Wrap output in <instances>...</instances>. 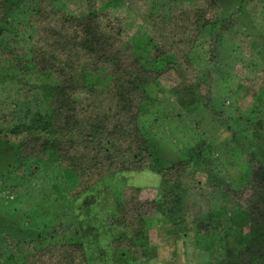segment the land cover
Returning a JSON list of instances; mask_svg holds the SVG:
<instances>
[{
    "label": "trees",
    "instance_id": "trees-1",
    "mask_svg": "<svg viewBox=\"0 0 264 264\" xmlns=\"http://www.w3.org/2000/svg\"><path fill=\"white\" fill-rule=\"evenodd\" d=\"M263 3L241 0L219 24L216 0H0V86H16L13 104L0 107V151L13 160L0 190L9 172L25 174L47 160L75 179L71 189L59 187L61 214L72 225L15 235L0 223V264H180L188 236L193 264H264V69L249 63L258 49L244 33ZM239 14L249 22L236 29L247 35L233 54L241 60L224 70L237 90L232 118L213 93L211 65ZM205 39L203 75L192 56ZM162 82L176 108L200 106L225 122L235 141L229 154L246 146L244 178L217 173L202 136L188 148L177 144L183 159L160 163L152 138L173 144L175 133L154 130L155 116H146L160 108L149 87ZM239 101H247L243 113ZM13 107L24 110L22 119L7 120ZM143 173L159 183L114 187L121 175ZM159 246L170 249L163 260Z\"/></svg>",
    "mask_w": 264,
    "mask_h": 264
},
{
    "label": "rangeland",
    "instance_id": "rangeland-1",
    "mask_svg": "<svg viewBox=\"0 0 264 264\" xmlns=\"http://www.w3.org/2000/svg\"><path fill=\"white\" fill-rule=\"evenodd\" d=\"M216 2L218 3L220 10L224 12H222L223 14L219 17V24H221L223 21L225 23L228 22V15L226 13L238 7L241 0H216ZM261 6L262 4L259 7ZM233 24L235 29H232L231 25L229 30L223 35L218 43L211 69L213 70V93L215 94V97L222 99L221 104L224 106V109H222L224 112L223 117H226L227 113L230 112L232 118H235L238 113L236 112L235 102L232 101V98L233 96L237 97V90L234 89L233 77L227 76V72L224 70L232 73L237 60H241V58H239L240 56L238 57V54L237 57L233 54L235 53L236 46H239V43H244L246 41L247 35L244 33L252 36L250 37L252 44L254 42L257 43L258 52L257 50L252 52L251 48L252 54L250 55L249 63H251L252 67H255V72L264 69V10L260 9L257 16L252 17V30L248 29L244 31V33H237L236 29H239V27H248L249 25L248 20L244 19V15L242 14L238 15V20ZM241 34H243V37L240 36ZM207 41L208 39H205L204 48L195 51L192 56L193 62L197 64L203 75H206V70L209 69H204L206 65L204 60L207 58ZM230 53H232V55H230ZM229 56H231L230 59ZM260 60L263 61L261 62ZM166 85L165 82H162V84L149 87V92L153 96H156L160 102V108L159 106L152 107L151 109L149 108L150 114H147L146 116L148 121H151L155 116L154 120L156 119L157 122L153 124L154 130H158L159 132L162 126L165 125V130L169 128L170 132L175 133L174 135L171 134L173 137V144L171 141L170 143L167 141L164 143L162 140H159L163 137L161 135L158 136V134H155L157 136L152 138L157 154H161L160 163L163 165H169L175 160L183 159L184 153L176 150L177 144L188 148L196 141L198 142L202 136L213 149V155L216 157L215 163L217 173L221 171L222 175L231 178L233 177L232 179L236 181L244 178V164L241 162L242 159H245V157L248 156V149L246 150V146L240 151L232 150L233 153L229 154L228 151L235 146V141L232 140L233 133L228 132L227 127L224 126L225 122L222 119L215 122L213 119L214 116L212 115L213 113L203 110L200 106L193 107L190 111H182L176 108L175 105H173L172 99H168V89ZM3 86H6L7 89L3 92V89L5 88L0 86V107H3L5 104L3 100H8V103L13 104L11 101H13L14 93L11 91L16 87L10 82L6 85L3 84ZM160 88L164 90V93L159 92ZM227 97L229 98L227 99ZM9 98H12V100L9 101ZM165 100H167V102ZM20 105L21 104H19V106ZM236 105L240 107L239 110L243 113L244 110H246L247 101H239ZM1 109L2 108H0V110ZM11 109L13 110L6 112L7 120L12 119V117L15 121L22 119L21 113L24 112L23 109L14 107ZM212 109L214 110L215 107ZM13 111H16L17 114H12ZM163 114L171 116L170 120L168 119L163 122L161 119ZM238 130L239 128L237 127L233 128L234 132H237ZM167 134H169V132H167ZM240 137L243 140L244 137ZM235 138L237 139V137ZM179 142H182V144ZM232 158L234 163L229 165ZM0 160L2 161V163L0 162V174L2 173L1 175H3L8 173L7 168H11L10 164L13 160L10 152H2L1 150ZM34 169H28L25 174L20 173L18 175H16L15 171H11V173L9 172L8 174L10 175L8 177L10 180L7 181V183L2 182V189L0 190V223L9 225V231L15 232V235L16 233L17 235L22 233H29V235H32L37 231L46 232L49 231L48 228H53L54 225L58 223L67 224L68 226L72 225V220L70 218L68 219L64 214H61V208L59 206L60 204L63 205L65 202L61 199L62 191H60L59 187L64 185L66 187L64 190L71 189L70 187L75 185L74 177L56 169L51 162H48V160L39 163V165L37 164ZM121 177L120 180L122 183L119 180L115 181L113 183L114 187L119 186V184L134 187H154L159 183V177L151 173L127 174L121 175ZM16 178L19 180H16ZM15 190H19L21 193L16 192ZM52 208L54 210H52ZM204 208L206 209V207ZM197 212L198 208L196 206L193 207L191 215H188L189 219L195 218L194 215ZM71 229L72 232L76 231L73 227ZM113 233H115V231L106 233V237L108 238V236H111ZM70 237L73 241L78 238L73 235ZM151 240L153 244L156 245V235L154 232L151 233ZM192 240L193 238L188 236L186 238L185 246L180 247V249L183 250L181 258L185 260L180 262V264H193L196 262L197 256L194 251L195 247ZM159 247L160 260H163V258H166L167 254L170 253V249L161 246ZM158 264L166 263L160 262Z\"/></svg>",
    "mask_w": 264,
    "mask_h": 264
}]
</instances>
